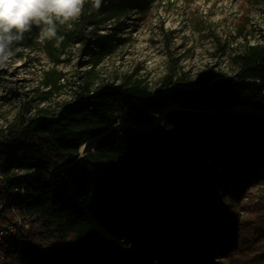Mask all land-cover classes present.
Returning <instances> with one entry per match:
<instances>
[{"label": "trees", "instance_id": "trees-1", "mask_svg": "<svg viewBox=\"0 0 264 264\" xmlns=\"http://www.w3.org/2000/svg\"><path fill=\"white\" fill-rule=\"evenodd\" d=\"M115 7L102 0L100 8ZM93 9L85 0L84 21ZM107 38L98 60L121 40ZM236 59L232 75L209 68L190 83L171 73L156 89L143 80L95 90L87 84L58 114L22 113L18 128L0 134V226L20 216L30 227L11 242L5 264H130L121 244L131 234L155 254H171L167 264H201L206 255L187 244L188 223L163 218L172 202L200 223L207 255L225 259L216 264H264V192L243 187L250 213L237 222L204 186L221 181L214 161L228 179L239 181L242 171L243 184L264 180V43L249 44ZM45 83L61 87L54 70ZM175 105L181 109L165 113ZM123 121L129 123L118 125ZM91 138L92 148L81 153Z\"/></svg>", "mask_w": 264, "mask_h": 264}, {"label": "rangeland", "instance_id": "rangeland-1", "mask_svg": "<svg viewBox=\"0 0 264 264\" xmlns=\"http://www.w3.org/2000/svg\"><path fill=\"white\" fill-rule=\"evenodd\" d=\"M115 8L93 9L87 17L66 24L57 23V35L63 39L40 40V29L28 39L14 45L15 53L6 69H0V134L7 135L26 117L58 114L65 104L74 102L85 85L92 90L114 82L143 80L156 89L171 73L190 83L209 68L232 75L239 64L237 55L249 44L264 43V0H114ZM170 33L168 42L165 32ZM117 35L111 54L98 60L99 43ZM56 71L61 87L45 83L49 71ZM52 92L50 95L49 92ZM181 109L179 105L165 113ZM246 109V108H244ZM163 114L157 115V118ZM123 121L118 125L125 126ZM157 121L147 124L153 128ZM214 180L204 186L211 192L217 208L240 222L249 217V196H242L243 187L260 196L264 180L243 184L228 179L214 161ZM214 177V176H213ZM247 187V188H248ZM165 222L188 223L185 238L201 264H216L221 255H207L209 242L199 233L200 223L177 203L164 208ZM130 264H167L171 254L157 255L143 238L129 235L121 244ZM196 260V259H194Z\"/></svg>", "mask_w": 264, "mask_h": 264}, {"label": "clouds", "instance_id": "clouds-1", "mask_svg": "<svg viewBox=\"0 0 264 264\" xmlns=\"http://www.w3.org/2000/svg\"><path fill=\"white\" fill-rule=\"evenodd\" d=\"M85 0H0V69H6L15 53L21 49L14 45L24 39L33 26L40 29L41 41L59 39L57 23L63 25L78 20ZM102 0H91L99 9Z\"/></svg>", "mask_w": 264, "mask_h": 264}, {"label": "built area", "instance_id": "built-area-1", "mask_svg": "<svg viewBox=\"0 0 264 264\" xmlns=\"http://www.w3.org/2000/svg\"><path fill=\"white\" fill-rule=\"evenodd\" d=\"M18 173L21 176L28 174L30 171L25 169H18ZM6 186V181L4 178V174L0 168V191L2 188ZM19 189L13 191L12 195H15ZM10 196V197H11ZM30 227L29 223H25L23 218L17 216L13 221L0 226V245H2L3 250L0 252V264H5L6 262V252L11 250L12 248V241L18 237L20 230L28 229Z\"/></svg>", "mask_w": 264, "mask_h": 264}, {"label": "bare ground", "instance_id": "bare-ground-1", "mask_svg": "<svg viewBox=\"0 0 264 264\" xmlns=\"http://www.w3.org/2000/svg\"><path fill=\"white\" fill-rule=\"evenodd\" d=\"M94 140H95V138H91L89 140L84 141L81 144V150H82L83 153L87 152L90 148H92Z\"/></svg>", "mask_w": 264, "mask_h": 264}, {"label": "water", "instance_id": "water-1", "mask_svg": "<svg viewBox=\"0 0 264 264\" xmlns=\"http://www.w3.org/2000/svg\"><path fill=\"white\" fill-rule=\"evenodd\" d=\"M81 153H83L82 150H81Z\"/></svg>", "mask_w": 264, "mask_h": 264}]
</instances>
